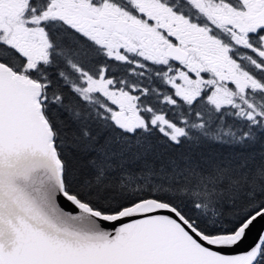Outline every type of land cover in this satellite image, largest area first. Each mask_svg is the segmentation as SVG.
Listing matches in <instances>:
<instances>
[{
	"label": "snow or ice",
	"instance_id": "1",
	"mask_svg": "<svg viewBox=\"0 0 264 264\" xmlns=\"http://www.w3.org/2000/svg\"><path fill=\"white\" fill-rule=\"evenodd\" d=\"M0 264H264V0H0Z\"/></svg>",
	"mask_w": 264,
	"mask_h": 264
}]
</instances>
